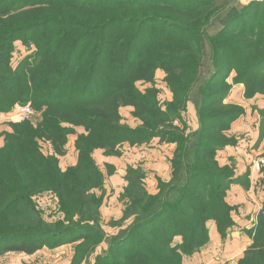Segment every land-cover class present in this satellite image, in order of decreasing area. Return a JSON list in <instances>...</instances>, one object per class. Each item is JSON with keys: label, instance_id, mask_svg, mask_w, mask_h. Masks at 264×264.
Masks as SVG:
<instances>
[{"label": "trees", "instance_id": "obj_1", "mask_svg": "<svg viewBox=\"0 0 264 264\" xmlns=\"http://www.w3.org/2000/svg\"><path fill=\"white\" fill-rule=\"evenodd\" d=\"M191 1L0 0V115L13 114L26 103L42 114L37 123L20 120L1 133L0 253L32 254L51 238L60 242L89 237L94 228L85 223L98 222L106 181L94 152L121 155L125 143L155 137L177 145L171 178H159L158 192L152 193L144 173L129 169L124 198L130 204L124 216L136 218L110 242L120 259L112 264H184L186 256L209 242L208 221H216L222 235L233 225L225 200L233 173L227 174L228 165L222 167L215 151L204 147L212 133L209 128L220 140L214 145H230L221 132L231 123L224 125L219 119L234 116L228 113L231 109L223 115L206 111L207 105L218 102L212 98H220L218 93L211 95V89L220 85L221 70L216 69L224 67L216 63L224 60L215 55L211 73L200 61V36L219 18L222 7L216 0ZM228 34L232 43L225 51L232 50V69L240 70L237 79L248 85L251 96L264 93V85L251 76L264 64V8L260 21ZM18 39L34 50L15 65ZM214 39L209 40L211 46L218 45ZM159 68L169 73L170 85L179 86L172 87L173 92L185 94L183 105L177 93L176 102L163 105L155 89L136 85L146 73L152 79ZM188 102L201 103L200 128L175 133L172 123L183 121ZM123 106L133 107L138 126L123 122ZM65 123L83 127L84 132L73 131L78 160L63 170L58 155L66 153L71 128ZM47 141L55 152L44 147ZM46 192L56 194L64 214L72 220L78 216L82 224L53 230L36 201ZM181 194L185 195L177 197ZM261 218L239 264H264ZM139 231L149 240L138 237ZM137 238L135 245L125 246Z\"/></svg>", "mask_w": 264, "mask_h": 264}, {"label": "rangeland", "instance_id": "obj_2", "mask_svg": "<svg viewBox=\"0 0 264 264\" xmlns=\"http://www.w3.org/2000/svg\"><path fill=\"white\" fill-rule=\"evenodd\" d=\"M182 3L185 1L189 2L191 0H180ZM217 4L222 7V12L210 27H206L205 34L200 36V61L203 63V70L207 71L210 70L215 71V62L214 56L216 55L220 60H224V62L216 63L218 67L222 65L224 68L216 69L221 70V73L217 75L220 80V85L216 88H212L211 95L218 93L220 98H212L213 101H218L215 106L207 105L208 108L206 109L207 112H221L220 115H223L222 111H226L231 109L228 113H234L232 118L226 119H219L220 121L224 122V125H228L231 123V126L228 130H224L221 133L226 135L228 138L227 142L229 141L230 145L224 147V145H214L219 144L220 140L217 139V136L214 134L213 131L207 130L209 133L206 136V142L204 141V147H208L212 152L215 151V156L218 158L219 155H222L223 150L226 149H233L234 146L239 143L240 147H245L243 149L244 163L245 165L242 168L249 167L253 169V162L256 158V155H253L252 158L248 155L247 148H249L252 142L255 143L258 137L254 138L253 141L251 138L246 134L239 136V138H234L231 136L233 133L232 124L237 122L238 120H243L244 125H247L248 120H255L261 121L264 120V101L260 100V97L264 98V93L260 90L255 92L254 96L249 93L248 85L239 81L238 75L240 70L238 68H233L232 63V50L228 53L225 51V47L229 46L232 43V38H230V34L239 32L244 24H254L255 21H260L263 8H264V1L255 3V0H216ZM192 3V1H191ZM246 14V16H242ZM252 17V18H250ZM210 38H215L214 41L218 44L214 46V43L211 46V42L209 41ZM15 46V53H14V63L19 62V60L34 50V47L30 45H24L23 40L18 39L14 43ZM213 47V48H212ZM215 47V48H214ZM251 76L257 78L259 82L264 85V64L259 68V70H253ZM151 75L146 73L143 78L136 82V85L141 88L142 90L153 88L157 92L158 97L162 100V104L166 105L167 103L176 102V93L180 99H178L179 104L183 105L182 97H184L183 92L175 91L174 89H179L177 87L170 85L168 83L169 80V73L163 69H156L154 76L152 79H149ZM173 87V88H172ZM253 93V92H252ZM207 103V102H203ZM199 104H194L193 102L187 103V111L183 112L182 119L175 120L172 123L173 129L175 133H180V130H185L186 134L189 132L196 131L195 129L200 128V121H198L199 115ZM30 105V103L24 104V106ZM197 105V106H196ZM17 106L16 111L19 110ZM32 107V106H31ZM174 110L177 112L176 105L173 107ZM133 107L131 106H123L120 108L121 115L123 117V122L129 124L132 127L138 126L136 122V118L132 114ZM33 114L31 115L30 121L31 123H37L42 119L41 112L34 110L32 108ZM256 115V119L254 118ZM247 120V121H246ZM20 119L15 117L14 114L11 113H3L0 115V143H3V136L1 133L3 131H11V124L19 122ZM27 121V120H26ZM216 121V120H214ZM213 124V122H212ZM66 126L71 127L70 133L68 134V140L73 138V131L74 132H81L83 131V127L73 126L69 123H65ZM263 126V124L261 125ZM256 129L257 135L258 131L260 132V138L262 139L264 130ZM231 129V130H230ZM178 130V131H177ZM241 129L239 131H241ZM78 133V132H77ZM231 139V140H230ZM169 142H162L160 138L155 137L150 141L143 142V143H133L127 142L122 147L121 155H110L106 156L101 150H98L96 154V158L98 160L97 163H100L99 166L102 169L105 168L104 161H109V182L104 184V189L102 192L103 201L100 207L101 215L99 217L98 222L96 224L85 223L86 225H91L90 227L94 228V230L90 233L89 237L77 239V240H63V241H56L55 238H51V240L45 245L42 249H39L35 253L28 254L22 251H8L0 253V264H112L113 262L120 261L114 255L115 253L110 250V242L113 241L114 238H120V236L129 229L132 222L135 220V216H131L126 214L124 216V211L126 206L130 204L127 198H124L126 195V187H127V175L129 169H134L138 173H144L145 179L144 181L150 187L151 192L154 191L155 182L157 179H162L164 181H169L170 178V168L167 167V157L169 153H172L171 147H164V144H168ZM175 144V143H169ZM2 145V144H1ZM175 144V149H176ZM44 147L48 150H53L55 152L54 146L52 142L47 141V144H44ZM247 147V148H246ZM174 149V151H175ZM173 151V154H174ZM262 152V153H261ZM261 154L264 156V149H261ZM65 155H58L60 158L61 156ZM259 155V154H258ZM260 156V155H259ZM173 157V156H172ZM252 159V160H251ZM96 160V161H97ZM226 163L223 164L227 166V174L233 173L231 182L228 181L229 188L228 191L233 184V182L241 181L243 186L247 187L249 184V170L247 168L245 174L239 175L236 177L237 172L239 171L236 168V162L230 159L225 160ZM252 161V162H251ZM220 165L221 162H219ZM251 163V164H250ZM222 165V167H224ZM241 168V169H242ZM246 169V168H245ZM256 174L262 173L264 170V166L261 170L257 171L253 169ZM215 173H217V168L214 169ZM261 175V178L264 179V172ZM255 177V176H253ZM237 180V181H234ZM258 183L257 178H254L252 184L256 185ZM147 186V185H146ZM148 189V188H147ZM101 194V193H100ZM185 194H181L177 197H183ZM226 195V202L232 209L231 216L234 215L240 209L238 205H231L228 203ZM36 201L39 203V207L43 210V216L45 221L52 225L53 230L61 227H68V228H75V226L82 224L79 220L78 216H74V220L68 218L66 214L61 210V205H59V198L56 194L52 192H46L40 198H37ZM260 209V208H259ZM263 211V209H262ZM261 211V212H262ZM238 227V225L233 220V225L231 228ZM62 229V228H61ZM236 229V228H235ZM229 230V228H228ZM227 230V231H228ZM241 230V229H240ZM242 231V230H241ZM246 231V230H244ZM252 229L246 231L249 232L251 236ZM138 237L145 239L148 241V235L144 231L138 232ZM76 239V238H74ZM180 238H177V240ZM253 240V239H252ZM138 242V238L132 241H128L125 244L126 247H130L131 245H135ZM254 242V241H253ZM251 243V245L253 244ZM123 244V245H124ZM123 250V249H121ZM124 251V250H123ZM120 252V251H119ZM114 253V254H113Z\"/></svg>", "mask_w": 264, "mask_h": 264}, {"label": "crops", "instance_id": "obj_3", "mask_svg": "<svg viewBox=\"0 0 264 264\" xmlns=\"http://www.w3.org/2000/svg\"><path fill=\"white\" fill-rule=\"evenodd\" d=\"M260 100L264 101V98L260 97ZM254 118L256 119V115ZM243 120H238L237 122H234L232 124V130L234 134H231V136L238 139L239 136H241L240 134L242 135L247 134L252 141L254 138L258 137V142L256 140L255 143L254 142L251 143L252 145L249 148L247 147L246 148L248 151V155L251 158L253 155L256 154H257L256 158L259 157V155L263 156L261 154L262 153L261 149L262 148L264 149V134L262 136L263 138L261 139L260 132L258 131V135L256 132V129L258 128L260 129L262 123L261 120L260 119H258V121L248 120L247 125H244ZM241 129H244L242 130V133L241 131H239ZM77 132L78 133L84 132V129L81 132L79 131ZM77 134H73L72 135L73 138H70L68 140V143L66 145V153L65 155L59 158V164L63 170L77 163L78 151L76 150L75 147V139ZM1 144L3 143H0V145ZM166 146L172 148V153H169L167 157V162H168L167 167L170 168L171 165L170 161L173 156L175 144H169V143L164 144V147ZM244 148L245 147L241 148L239 143H237L233 149L229 150L225 148L222 152L223 154L218 156V160L219 162H221L222 165L226 163L225 161L226 159L228 160L230 158L231 160L236 162V168L239 170L237 172L236 177L247 173L246 172L247 168L249 170V173L247 174H250L249 184L251 185L244 187L241 181L235 182L231 185L227 195V200L229 204L231 205L236 204L240 206L238 212L232 215V219L238 225V227L235 226L234 228L230 227L229 230L222 235L218 229L216 221L214 220L208 221L209 242L201 249L196 251L194 254L190 256H186L184 258V264H239V261L243 257L245 251L254 241L253 236H251L250 233L246 231L252 229L253 231L252 234L254 235L255 232L253 229H255L256 225L262 219L261 217H263L264 219V179H262L260 175L264 172V170L262 171V173L256 174V172H254V170L251 168V165H249V167H245L246 169L242 168L245 165L244 163L245 157L243 158V155H245L246 152L243 154ZM97 151L98 150H96L95 153ZM95 153H94V157L97 160ZM104 164L106 169L105 170L102 168L101 169L104 171L106 175L105 183H108L110 175L108 173L107 165H112V166L114 165L110 164L109 161H106V163L104 161ZM170 177H171V171H170V176L168 178ZM254 178H257L258 180V183L256 185L252 184ZM146 185L148 190L151 192L147 180H146ZM156 192H158V179L155 182L154 191H152V193H156Z\"/></svg>", "mask_w": 264, "mask_h": 264}, {"label": "built area", "instance_id": "obj_4", "mask_svg": "<svg viewBox=\"0 0 264 264\" xmlns=\"http://www.w3.org/2000/svg\"><path fill=\"white\" fill-rule=\"evenodd\" d=\"M255 1L262 2L264 0H255ZM13 114L15 117H18L21 121H24L30 119L31 115L33 114V110L31 106L26 105L19 107V110L15 111ZM263 166H264V156L257 157L253 162V169L259 171Z\"/></svg>", "mask_w": 264, "mask_h": 264}]
</instances>
